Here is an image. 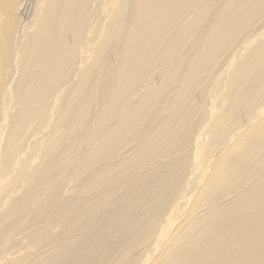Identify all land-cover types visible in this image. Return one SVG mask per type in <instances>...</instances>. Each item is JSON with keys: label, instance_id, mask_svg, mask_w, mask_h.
I'll return each mask as SVG.
<instances>
[{"label": "bare ground", "instance_id": "6f19581e", "mask_svg": "<svg viewBox=\"0 0 264 264\" xmlns=\"http://www.w3.org/2000/svg\"><path fill=\"white\" fill-rule=\"evenodd\" d=\"M0 264H264V0H0Z\"/></svg>", "mask_w": 264, "mask_h": 264}, {"label": "rangeland", "instance_id": "374dc122", "mask_svg": "<svg viewBox=\"0 0 264 264\" xmlns=\"http://www.w3.org/2000/svg\"><path fill=\"white\" fill-rule=\"evenodd\" d=\"M30 9V8H29Z\"/></svg>", "mask_w": 264, "mask_h": 264}]
</instances>
